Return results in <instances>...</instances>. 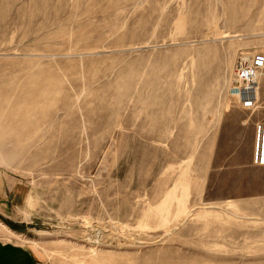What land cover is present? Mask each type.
Here are the masks:
<instances>
[{
  "label": "rangeland",
  "instance_id": "rangeland-1",
  "mask_svg": "<svg viewBox=\"0 0 264 264\" xmlns=\"http://www.w3.org/2000/svg\"><path fill=\"white\" fill-rule=\"evenodd\" d=\"M258 54L264 0H0V242L45 264H264V70L254 108L230 94Z\"/></svg>",
  "mask_w": 264,
  "mask_h": 264
},
{
  "label": "built area",
  "instance_id": "built-area-1",
  "mask_svg": "<svg viewBox=\"0 0 264 264\" xmlns=\"http://www.w3.org/2000/svg\"><path fill=\"white\" fill-rule=\"evenodd\" d=\"M264 70V56L255 55L240 61L234 73L230 94L236 97L245 109H252L258 102L260 77ZM255 162L264 164V122L256 124Z\"/></svg>",
  "mask_w": 264,
  "mask_h": 264
},
{
  "label": "crops",
  "instance_id": "crops-1",
  "mask_svg": "<svg viewBox=\"0 0 264 264\" xmlns=\"http://www.w3.org/2000/svg\"><path fill=\"white\" fill-rule=\"evenodd\" d=\"M240 121V119H238ZM245 124L253 136L255 132V124L251 116L241 120ZM258 123V122H257ZM10 183L0 172V201L5 198L10 191ZM0 264H45L44 260L39 257L36 252L29 246L21 243L0 242Z\"/></svg>",
  "mask_w": 264,
  "mask_h": 264
},
{
  "label": "bare ground",
  "instance_id": "bare-ground-1",
  "mask_svg": "<svg viewBox=\"0 0 264 264\" xmlns=\"http://www.w3.org/2000/svg\"><path fill=\"white\" fill-rule=\"evenodd\" d=\"M241 34H236L235 36H240ZM8 125H5L7 130H16L18 128V125H12L11 123H7ZM1 131H3V129H0ZM1 134V133H0ZM5 228H7V226H5Z\"/></svg>",
  "mask_w": 264,
  "mask_h": 264
}]
</instances>
